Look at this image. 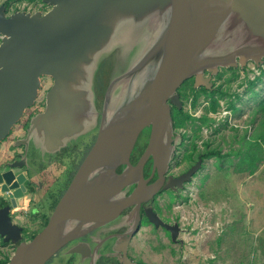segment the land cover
I'll return each mask as SVG.
<instances>
[{
	"label": "water",
	"instance_id": "1",
	"mask_svg": "<svg viewBox=\"0 0 264 264\" xmlns=\"http://www.w3.org/2000/svg\"><path fill=\"white\" fill-rule=\"evenodd\" d=\"M43 2L51 6L44 14L7 16L0 6V143L34 105L43 77L53 85L29 129L37 146L54 152L90 129L98 127V135L47 225L17 244L6 264H47L122 208L138 210L158 193L169 169L177 144L171 107H182L181 85L194 77L195 88L210 89L205 71L264 65V0ZM107 58L113 72L99 112L96 76ZM146 128L148 145L133 165L132 151ZM150 157L151 177L157 170L158 179L148 184L144 166ZM201 162L169 186L182 188ZM146 215L178 241V223L163 222L151 208Z\"/></svg>",
	"mask_w": 264,
	"mask_h": 264
},
{
	"label": "rangeland",
	"instance_id": "2",
	"mask_svg": "<svg viewBox=\"0 0 264 264\" xmlns=\"http://www.w3.org/2000/svg\"><path fill=\"white\" fill-rule=\"evenodd\" d=\"M25 4L32 6L28 0H21L17 7ZM35 4L34 9L40 7L38 0ZM113 63L111 58L105 60L96 82L104 81L107 87ZM246 67L220 72L216 83L224 94L218 95V110L208 113L213 124L205 125L196 141L200 151L217 149L221 156L205 158L201 170L177 196L163 194L158 200L159 213L167 220L169 217L170 221H178L183 229L178 237L183 243L179 239L172 242L162 229L146 226L131 246L138 264H264V135L257 136L261 115L256 113L257 101L264 100V75L252 62ZM50 83L49 77L42 78L40 95ZM200 93L196 108H192L193 100L189 99L192 94L185 102L197 118L209 106L208 96ZM188 130L192 134L189 144L194 132L191 126ZM247 140L253 148L256 141L260 144V154L253 149L259 159L254 160V172L247 166L238 168L239 156L235 152L245 151ZM169 198L176 200L168 203ZM57 261L56 258L47 264Z\"/></svg>",
	"mask_w": 264,
	"mask_h": 264
},
{
	"label": "flooded vegetation",
	"instance_id": "3",
	"mask_svg": "<svg viewBox=\"0 0 264 264\" xmlns=\"http://www.w3.org/2000/svg\"><path fill=\"white\" fill-rule=\"evenodd\" d=\"M20 1L3 0L0 2V6L3 5L5 7L7 16L15 12L30 14L40 12L44 14L51 8L43 0H38L40 2L39 8H33V5L36 6L35 0H28L32 3V6L26 5L19 8L17 6ZM12 4H14V8H12ZM245 67L241 69H245ZM236 68L240 67H222L214 75L209 71H205L204 76L211 77L212 85L210 89L204 86L195 88V78L187 79L178 89L182 107L179 108L172 105V117L175 115V108L183 109L184 112L190 113L185 103L191 94L189 84H192V87L200 92L203 89L209 92L216 91L219 85L216 80L220 72ZM50 82V86L46 89L43 96L39 93L34 105L25 111L20 121L12 127L6 138L0 143V232L5 234H0V264H6L9 261L17 244L30 241L47 225L59 200L66 192L80 165L97 139L98 127L71 139L54 152L44 151L37 146L34 142V137L30 135L29 129L32 119L37 114L44 112L46 108V94L53 85L52 78H50ZM102 83L100 80L95 84L96 107L99 112L102 109L104 88L106 87V82L103 86ZM174 129L177 144L169 169L165 173V179L158 193L151 199L142 201L138 210H136V205L124 207L109 222L99 225L86 235L68 243L53 259H58L56 264H138L131 254V246L135 237L146 226L152 227L153 230H164L171 239L170 231L162 226L156 227L150 222L146 215V210L151 208L167 224L174 225L178 223V221H170L169 217L167 220L165 215L159 213L158 200L163 194L177 196L186 187V184L195 178L196 174L201 170L205 159L202 156L203 154L197 152L194 162L186 161L185 157L189 154V152L185 151V142H187L185 138L186 129L181 130V128L175 127ZM149 137L150 128L144 129L139 135L130 157L133 165L137 164L144 153ZM200 159L202 160L200 168L188 182L184 183L182 188H176V185L174 188L169 186L171 178H178L187 173ZM184 162H186L185 167L182 166ZM121 171L122 168L118 169V172ZM152 173L153 158L150 157L144 166V177L146 179L150 178L148 184L154 183L158 179V171L155 170L151 177ZM135 187V185L132 186L126 192V195H129ZM175 200L174 198H169L168 203ZM170 212L171 210L169 209V214ZM182 230L180 228L179 234ZM75 248L78 249V253L72 252ZM53 260L51 259L49 263H52Z\"/></svg>",
	"mask_w": 264,
	"mask_h": 264
},
{
	"label": "trees",
	"instance_id": "4",
	"mask_svg": "<svg viewBox=\"0 0 264 264\" xmlns=\"http://www.w3.org/2000/svg\"><path fill=\"white\" fill-rule=\"evenodd\" d=\"M260 71V73H262V75H264V65L256 68ZM232 70H236V69H232ZM261 76H258V80H260ZM189 87L191 89V94L193 95L192 98H189L191 100H193L192 102V108H196L197 106V101L199 99V95L201 94L200 91L195 90V88L192 87V84H189ZM203 94H206L208 97V109L207 112H205L204 114H202V116H200L199 118L195 117L194 115H192L191 113L188 112H184L183 109H178L175 108V115H173V120H174V127L175 128H182V129H186L185 132V138L190 139L192 137L191 132H189L188 128L189 126H191V130L194 132V136L191 139V141L186 143L185 142V151L189 152L188 155H186L185 160L189 161V162H194L195 161V154L197 152H200V154H203V158H207V157H219L221 156V152L220 150L217 149H205L204 151H200L199 148H197V139L201 137L202 130L203 127L205 125H212L213 120L212 118H210L208 115L209 112H215L218 110L219 108V96L223 95L224 93H222V91H220L219 89L216 91H212L209 92L208 90L203 89V91H201ZM219 95V96H218ZM257 110L256 113L259 115H261L260 117V124H259V129H258V133L257 136H263L264 135V100H258L257 101ZM256 119H254L255 122ZM254 140V139H253ZM246 142V141H244ZM255 142V141H253ZM256 143V147L253 148L252 147V142H250L249 140H247L246 142V148L245 151L242 149L239 151H237V153L235 152L236 155L239 156V162H238V168L242 167V166H247L248 170L251 172H254L255 168H252L255 164V162H257L259 159H257V157H255V155L260 154L261 149H260V144ZM253 149H257V153L254 152ZM253 150V152H252ZM254 153V154H253ZM258 156V155H257ZM255 160V162H254ZM239 168V169H240Z\"/></svg>",
	"mask_w": 264,
	"mask_h": 264
},
{
	"label": "built area",
	"instance_id": "5",
	"mask_svg": "<svg viewBox=\"0 0 264 264\" xmlns=\"http://www.w3.org/2000/svg\"><path fill=\"white\" fill-rule=\"evenodd\" d=\"M26 5H28V4H25L24 7H25ZM255 67H256V66H255ZM256 68H257V67H256Z\"/></svg>",
	"mask_w": 264,
	"mask_h": 264
},
{
	"label": "bare ground",
	"instance_id": "6",
	"mask_svg": "<svg viewBox=\"0 0 264 264\" xmlns=\"http://www.w3.org/2000/svg\"><path fill=\"white\" fill-rule=\"evenodd\" d=\"M180 96V95H179Z\"/></svg>",
	"mask_w": 264,
	"mask_h": 264
}]
</instances>
